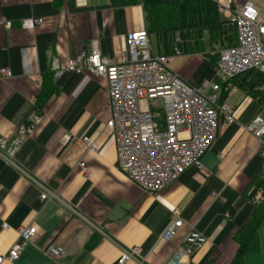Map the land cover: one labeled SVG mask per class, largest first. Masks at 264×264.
<instances>
[{
    "label": "crops",
    "instance_id": "0c3cea01",
    "mask_svg": "<svg viewBox=\"0 0 264 264\" xmlns=\"http://www.w3.org/2000/svg\"><path fill=\"white\" fill-rule=\"evenodd\" d=\"M108 5L109 0H88L78 9L74 0H0V71L11 73L0 80V137H12L32 114L42 118L17 152L15 167L0 160V255L14 245L19 227L36 229L20 258L1 264H117L130 248L138 256L124 264H163L192 226L205 238L192 264H230L238 247L233 236L254 211L244 195L264 175L260 144L244 130L254 116L263 117L255 93L264 84L256 80L247 92L250 81L239 82L245 75L227 83L225 100L233 88L242 92L231 108L235 121L220 123L201 170H186L159 193L142 192L118 168L113 136L105 128L104 80L87 72L55 76L93 43L103 57L118 62L126 35L144 29L141 5ZM200 42L197 53L182 54L170 65L193 85L215 76L212 51L204 54ZM74 137L96 143V154L76 148L68 141ZM42 188L49 194L45 200ZM173 210L182 227L163 242ZM258 241L259 251L245 254L243 264H264V219ZM50 245L65 254L48 257Z\"/></svg>",
    "mask_w": 264,
    "mask_h": 264
},
{
    "label": "built area",
    "instance_id": "2783aa9c",
    "mask_svg": "<svg viewBox=\"0 0 264 264\" xmlns=\"http://www.w3.org/2000/svg\"><path fill=\"white\" fill-rule=\"evenodd\" d=\"M87 1L74 0V5L85 8ZM208 1L218 6L219 13L231 21L235 30V44L220 50L213 80L193 85L179 78L170 65L182 53L158 54L145 29L126 35L125 49L118 62L103 57L93 43L55 71L56 77L87 72L104 80L108 114L105 128L113 136L118 168L146 194L161 192L190 168L201 170V160L214 143L220 123L235 121L234 111L225 104L226 88L221 85L248 73L264 79V19L258 10L245 1ZM35 23L41 24V20ZM10 27L7 23L6 28ZM8 78L11 73L1 70L0 80ZM41 121L40 115L32 114L12 137H0V160L4 164L15 167L17 152ZM244 130L258 141L264 159V117L254 116ZM68 141L87 153L96 154L98 150L97 144L87 137L68 138ZM79 167L84 170L83 163ZM48 195L42 188L40 199L45 200ZM182 223L179 212L173 210L161 241L169 242ZM6 228L7 224H2V229ZM16 234L14 245L0 255V264L17 261L36 229L19 227ZM204 242L202 234L190 227L163 264H192L195 252ZM138 253L137 248L122 250L117 264L135 260ZM45 254L57 259L65 252L50 245Z\"/></svg>",
    "mask_w": 264,
    "mask_h": 264
},
{
    "label": "trees",
    "instance_id": "16d2710c",
    "mask_svg": "<svg viewBox=\"0 0 264 264\" xmlns=\"http://www.w3.org/2000/svg\"><path fill=\"white\" fill-rule=\"evenodd\" d=\"M135 5L142 6L144 29L154 40V49L158 54L169 55L175 51L197 53L204 33L208 35L211 51L215 50L216 44L220 50L235 44V30L231 21L221 18L218 6L208 0H109L108 6ZM70 9L75 10L72 6ZM176 35L179 36L178 40ZM257 77V81L264 84V79ZM242 80L245 79L241 78L239 82ZM254 84H247V92L253 90ZM255 94L257 96H253L259 97L264 104V90H258ZM225 95L224 92V99ZM244 198L252 204L254 211L233 236L238 247L230 264H243L245 254L259 251L258 227L264 219V175L252 182Z\"/></svg>",
    "mask_w": 264,
    "mask_h": 264
},
{
    "label": "rangeland",
    "instance_id": "374dc122",
    "mask_svg": "<svg viewBox=\"0 0 264 264\" xmlns=\"http://www.w3.org/2000/svg\"><path fill=\"white\" fill-rule=\"evenodd\" d=\"M91 2L94 3H99V2H103L105 0H89ZM239 3H242L243 1L245 2H249L251 3L257 10L258 13L260 15V17H262L264 19V0H237ZM221 18H225V16L223 14H220ZM152 44L154 46L155 42L154 40H152ZM199 48V45L197 46V49ZM202 50L204 54H208L210 52V45H209V41H208V35L207 33L203 34V46H202ZM219 53H220V48H218L217 44L215 45V50H212V54L210 55V57L212 58V61L215 64V67L217 66V63L219 61ZM251 75H245L243 78H247V80H249L250 82H254L257 80V78H253L250 77ZM234 82L237 81L233 80ZM226 89L228 88V84L225 85ZM264 87V86H263ZM264 90V89H263ZM226 92V91H225ZM252 93V92H251ZM226 100H225V104L232 108L233 106H235L238 102H239V98L242 97V92L237 90V89H231L227 96H226ZM159 104V103H157ZM264 117V114H263Z\"/></svg>",
    "mask_w": 264,
    "mask_h": 264
}]
</instances>
